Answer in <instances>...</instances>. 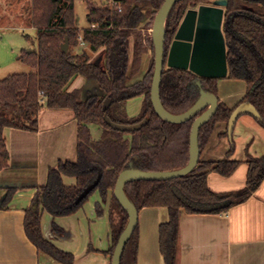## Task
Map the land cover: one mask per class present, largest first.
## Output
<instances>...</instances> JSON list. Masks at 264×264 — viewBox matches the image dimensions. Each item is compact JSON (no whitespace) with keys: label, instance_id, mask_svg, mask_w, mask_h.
<instances>
[{"label":"trees","instance_id":"16d2710c","mask_svg":"<svg viewBox=\"0 0 264 264\" xmlns=\"http://www.w3.org/2000/svg\"><path fill=\"white\" fill-rule=\"evenodd\" d=\"M212 0H182L169 12L165 22V49L185 12L195 5L210 4ZM119 7L108 4L88 6V26L78 31L74 13V0H32L31 25L36 30L35 48L23 51L19 57L31 69L29 73L12 74L0 80V172L7 167L8 152L3 131L7 128L26 132L37 130V117L44 106L49 109H68L77 121V159L59 162L48 172L47 182L37 189L25 210L24 230L28 239L54 260L70 264L73 257L47 242L41 233V215L44 211L52 217L73 214L94 192L106 198L113 192L119 174L125 170L147 172L174 171L188 162L189 134L193 119L179 125L162 121L153 111L150 89L154 69V48L148 40L153 55L148 68L139 81L131 80L140 72L142 59L148 52L142 31L152 28L154 17L164 0H116ZM223 36L226 48L227 79L242 80L247 91L241 103L249 102L258 112L259 125L264 128V0H228L224 12ZM81 39L87 50H76ZM67 41L64 53L61 45ZM130 47L132 52L130 54ZM104 50V66L91 62V54ZM94 80L101 96L82 100L80 91L68 92L76 77ZM219 79L201 78L189 71L164 67L160 86V99L165 110L180 115L190 109L200 97V92L217 96ZM40 93V95H39ZM143 97L139 114L128 118L127 101ZM106 99L111 104L103 111ZM234 109L218 103L215 115L199 130L200 157L195 169L188 175L168 181H135L124 186L127 199L139 212L146 207H167L169 221L159 228V246L165 264H175L178 223L181 210L187 213H221L248 199L264 179V156L246 157L248 174L246 186L238 192L217 194L207 186V174L216 172L229 177L238 167V161L228 160L233 142L222 160H204L201 151L211 135L227 137V123ZM107 116L121 125H134L143 120L147 124L139 131L122 133L104 123ZM101 127L102 135L93 141L89 126ZM101 179L96 189L79 205L78 195L97 176ZM72 177L75 184L67 186L62 177ZM191 202L228 206L213 212H196L185 206L173 193V188ZM13 190L0 205L3 208L12 197ZM100 207L97 205V210ZM127 215L113 194L110 204L112 257L116 242L127 224ZM53 231L61 232L56 225ZM138 227L126 243L120 264H137Z\"/></svg>","mask_w":264,"mask_h":264},{"label":"crops","instance_id":"0c3cea01","mask_svg":"<svg viewBox=\"0 0 264 264\" xmlns=\"http://www.w3.org/2000/svg\"><path fill=\"white\" fill-rule=\"evenodd\" d=\"M97 56H101L98 63H94L93 59L91 62L103 67L104 50H99ZM149 60L145 54L140 72L131 82L143 78ZM72 91H80L82 100L102 95L94 80H85L80 76L71 82L68 92ZM246 91L247 85L242 80L219 79L218 103L235 109ZM142 100L143 97L140 104ZM130 101L126 103L125 112ZM139 112L127 117L134 118ZM249 117L243 115L237 119L234 130L239 120H244L239 127V135L247 126H251L247 119ZM89 132L93 141L99 140L102 135L101 127L95 124L89 126ZM217 133L211 135L201 151L202 159L227 158L226 153L230 148L226 141L228 137L219 139ZM3 137L8 164L0 172V205L8 190H13V194L0 209V264H63L39 251L28 239L24 219L25 210L37 189L46 184L49 170L55 169L59 162L73 163L77 159V121L74 113L68 109H49L43 103L35 132L7 128L3 131ZM260 137L256 148L251 150L253 152L248 150L246 157L264 156V135ZM250 143H253L252 140ZM246 157L237 156L234 148L227 159L238 161V167L229 177L209 172L206 178L208 188L217 194L235 193L243 189L249 168ZM62 181L67 186L75 184L72 177L63 176ZM112 194L109 191L106 198H102L99 191H94L80 208L68 216L54 218L44 211L40 223L43 238L58 250L72 255L70 264H111V256L107 253L112 245ZM168 221L167 207H146L138 212L137 264H165L160 252L159 228ZM53 225L61 232L53 231ZM175 264H264V179L248 199L225 212L190 214L182 209Z\"/></svg>","mask_w":264,"mask_h":264},{"label":"water","instance_id":"95a60500","mask_svg":"<svg viewBox=\"0 0 264 264\" xmlns=\"http://www.w3.org/2000/svg\"><path fill=\"white\" fill-rule=\"evenodd\" d=\"M182 0H164L157 11L152 28L151 41L154 48V69L152 75L150 101L154 113L162 121L169 124H183L193 119L189 134V150L187 164L178 170L147 172L125 170L117 178L113 189V196L127 215V224L121 232L111 257V264H120L126 243L131 238L138 222V211L127 199L124 186L135 181H168L190 174L198 164L200 149L198 136L200 128L215 115L218 109V98L215 95L200 92L196 103L180 115H172L163 107L160 99V86L164 67L189 71L201 78L223 79L227 76L226 48L223 36L224 12L228 0H212L210 5L193 6L188 9L174 34L169 47L165 49V22L173 6ZM66 53L68 42L61 45ZM31 50L29 49L28 52ZM132 48L130 47V54ZM111 104L110 99L103 103V111ZM249 115L255 120L260 116L255 107L249 102L239 104L231 113L227 123V137L232 136L237 119ZM104 123L112 130L122 133H133L142 129L147 120L134 125H121L112 122L107 116ZM101 176L88 185L76 198L74 204H81L98 186ZM175 196L185 205L196 212H213L228 206V202L206 204L187 200L177 188H173Z\"/></svg>","mask_w":264,"mask_h":264},{"label":"rangeland","instance_id":"374dc122","mask_svg":"<svg viewBox=\"0 0 264 264\" xmlns=\"http://www.w3.org/2000/svg\"><path fill=\"white\" fill-rule=\"evenodd\" d=\"M107 2L108 0H74V13L79 32L88 26L86 19L88 6L98 7L100 4H108ZM31 18L32 0H0V80L12 74L31 71L30 67L19 59L23 51L35 48L36 30L31 25ZM142 37L146 40L144 45L149 49L147 55L151 58L153 51L150 50L148 43V40L151 43V27L142 31ZM84 49L87 50L86 44L78 45L76 48L79 52ZM99 58L101 56H97V53L91 54L94 63H98ZM130 100L127 105V116L139 112L138 108L141 109L140 105H142L140 96ZM250 117L247 119L251 126H247L239 135V127L244 121L239 120L235 130L233 128L231 138L226 140L229 146L230 142H233L237 156L246 157L248 150L253 152L251 150L256 148V144L261 139L260 135H264V129L260 127L258 121ZM249 138H252L253 143H250Z\"/></svg>","mask_w":264,"mask_h":264},{"label":"built area","instance_id":"2783aa9c","mask_svg":"<svg viewBox=\"0 0 264 264\" xmlns=\"http://www.w3.org/2000/svg\"><path fill=\"white\" fill-rule=\"evenodd\" d=\"M107 3L110 6V8H118L119 7L116 0H108ZM79 40H80V45L83 46L85 43L81 39H79ZM39 95H40V93H39Z\"/></svg>","mask_w":264,"mask_h":264},{"label":"flooded vegetation","instance_id":"af4514ba","mask_svg":"<svg viewBox=\"0 0 264 264\" xmlns=\"http://www.w3.org/2000/svg\"><path fill=\"white\" fill-rule=\"evenodd\" d=\"M206 5H210V4H206ZM196 7L199 6V5H195ZM223 29V28H222Z\"/></svg>","mask_w":264,"mask_h":264}]
</instances>
